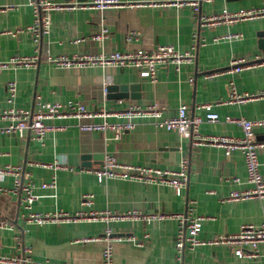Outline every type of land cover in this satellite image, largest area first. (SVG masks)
<instances>
[{
    "label": "crops",
    "instance_id": "obj_1",
    "mask_svg": "<svg viewBox=\"0 0 264 264\" xmlns=\"http://www.w3.org/2000/svg\"><path fill=\"white\" fill-rule=\"evenodd\" d=\"M57 3H80L72 9L53 10L52 26L41 41L34 40L29 26L35 13L28 0H0V61L16 55H33L37 46L41 59L37 66L11 65L0 70V111L9 106L35 108L38 96L48 100L84 102L90 109L120 108L128 103L166 105V115L177 112L186 103L191 114H204L199 105L207 101L225 100L215 106L220 121H204L200 132L208 135L242 136V128L225 121L231 116L250 119L264 117V97L245 102H228L230 82L240 93L259 94L264 90V63L227 73L231 60L259 54L260 32L264 17L212 27H197L190 5L151 4L166 0H119L120 5L92 7L95 0H52ZM264 0H202L203 13H216L224 8L259 6ZM103 25L106 37L98 38ZM199 30L196 44L194 31ZM135 32L134 34H131ZM229 33H242L240 38H219ZM158 44H172L181 51L195 50L194 60L175 66H163L156 79L144 77L135 67H64L48 60L60 54H99L114 50L150 49ZM195 48V49H194ZM210 72L218 75L208 77ZM190 78H193L191 81ZM16 82L13 102L9 83ZM141 85L139 98H111L110 84ZM129 92L133 91L129 89ZM118 121V116L68 117L49 119L53 128L43 140L29 131L11 136L0 132V167L20 165L36 182L37 200L32 210L74 213L77 211L176 214L185 212L194 200L195 212L204 216L200 237L234 233L245 223L258 224L264 219V197L238 200L224 198L233 189L250 188L245 159L240 150L230 155L224 148L196 144L188 137L158 126L153 118H139L134 127L119 138L111 131L84 130L81 123ZM56 126V127H55ZM258 140L264 139V127L256 129ZM106 153L122 163L163 169H178L188 159V181L178 194L169 184L138 179L105 178L89 171L100 165ZM89 154V158H83ZM260 170L264 177V147L259 150ZM56 177V186L41 187ZM238 180L235 181L234 178ZM0 186L13 188L14 176L0 178ZM92 194L90 204L84 195ZM23 194L0 192V253L12 254L28 250L34 259L66 264H104L106 230L111 228L114 264H177L175 240L180 221L175 216L145 220L134 216L109 221L79 219L74 221L37 223L26 218ZM133 238L129 240L128 238ZM257 257H239L228 244L201 245L186 249L183 264H264V245Z\"/></svg>",
    "mask_w": 264,
    "mask_h": 264
},
{
    "label": "built area",
    "instance_id": "obj_2",
    "mask_svg": "<svg viewBox=\"0 0 264 264\" xmlns=\"http://www.w3.org/2000/svg\"><path fill=\"white\" fill-rule=\"evenodd\" d=\"M202 0H166L163 2H151V4H171L177 6L190 5L193 8L197 19V27H212L223 23L232 24L235 22L253 20L264 17V4L251 7H240L237 9L224 8L216 13H203L201 11ZM32 5L35 13L34 22L29 26V30L33 33L36 42L41 41L43 34L48 33L51 29V13L53 10L72 9L80 5V3H57L52 0H28ZM92 7L106 8L109 6L120 5L119 0H95L89 4ZM132 32L131 34H134ZM109 34V29L103 25L99 35L95 37L102 38ZM240 38L242 33H229L219 38ZM194 39L196 44L200 39L199 30L194 31ZM195 49V48H194ZM195 50L181 51L172 44H158L150 49L140 50H114L109 53L99 54H60L57 56H49L48 60L53 61L57 65L64 67H83L91 65H99L102 67H135L142 76L156 79L158 70L163 66L173 65L177 70L184 63H190L194 60ZM41 59V50L37 46L33 55H16L10 61H0V70L11 65L19 66H37ZM264 63V59L259 54L252 57H238L231 60V67L226 70L241 71L252 66ZM219 72H210L208 77L218 75ZM192 81L193 78H190ZM230 96L228 102L237 101L245 102L252 98L264 97V90L259 94L240 93L233 82H230ZM17 90L16 82L9 83V98L13 102ZM226 102L225 100H217L214 102L207 101L199 105L204 109V114H191L189 106L186 103L179 105L177 112L166 115V105L160 102H152L147 105L139 103H128L125 106L114 109H103L96 111L86 106L84 102L68 100H48L41 96L35 101V108L27 109L17 107L15 105L0 111V132L11 136L16 133L22 134L29 131L34 138L43 140L48 130L53 126L48 123L49 119L68 118V117H93L103 115L104 117L114 115L118 116V121H109L106 118L102 122L90 121L81 123L80 128L84 130L95 131H111L116 138H119L126 130L135 126L139 118H153L154 122L168 130L175 131L180 137H190L196 144L210 143L224 148L225 153L230 155L234 150H240L244 156L247 179L252 183L250 188L233 189L224 194L225 199L238 200L250 197H264V177L260 170L259 150L264 147V139L258 140L256 129L260 126L264 127V117L259 119H250L244 116L228 115L225 121L237 123L243 130L242 136H219L208 135L200 132L202 123L206 121H220L221 116L215 110V106ZM56 127V126H55ZM89 171L95 173L99 180L105 178H126L138 179L144 182H157L171 185L175 192L181 194L183 188L188 181V159L185 158L181 162V166L174 169H163L153 166H145L139 164H129L119 162L115 157L106 153L102 163L96 167L88 168ZM11 174L14 176L13 188L0 186V192L22 193L24 209L26 210V218L29 221L37 223L74 221L79 219L88 220H111L124 219L126 216H134L150 220L154 218H165L175 216L180 221V228L176 235L175 248L177 264H183L184 252L186 249H195L198 246L211 244H228L232 247L234 253L239 257H257L261 254V246L264 245V219L258 223H245L240 230L234 233H221L210 238L200 237L202 229V221L204 216L195 212L194 200L189 201L187 210L176 214L164 213H144L140 210L129 212H113L94 211L89 212L77 211L70 213L67 211L56 210L55 212H36L32 210L33 203L37 200L38 195L35 193L37 187L33 181L30 172H26L22 166L18 164H8L0 167V178ZM238 180L237 177L234 178ZM41 187L56 186V177L50 182H43ZM92 194L84 195V203L90 204ZM107 244L103 251L104 264H114L113 259V240L116 238L123 239V236L112 235L111 228L106 230ZM133 240V238H128ZM23 252L12 254H1L0 263L2 264H66L56 263L50 260H36L28 253V250L21 248L18 250Z\"/></svg>",
    "mask_w": 264,
    "mask_h": 264
},
{
    "label": "water",
    "instance_id": "obj_3",
    "mask_svg": "<svg viewBox=\"0 0 264 264\" xmlns=\"http://www.w3.org/2000/svg\"><path fill=\"white\" fill-rule=\"evenodd\" d=\"M259 47L264 50V31L260 32V39H259ZM141 85L139 83H131V84H110L108 86L109 92L111 91H117L116 94H109L111 98H139L140 94L139 92L135 91H140ZM129 89H131L133 92L130 93ZM89 154L84 155L83 158H89ZM2 264V263H0Z\"/></svg>",
    "mask_w": 264,
    "mask_h": 264
}]
</instances>
